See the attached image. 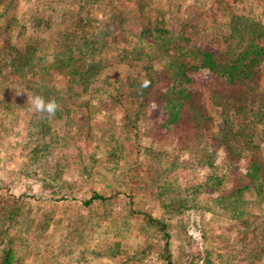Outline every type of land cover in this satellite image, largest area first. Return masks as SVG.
Wrapping results in <instances>:
<instances>
[{
    "label": "rangeland",
    "instance_id": "rangeland-1",
    "mask_svg": "<svg viewBox=\"0 0 264 264\" xmlns=\"http://www.w3.org/2000/svg\"><path fill=\"white\" fill-rule=\"evenodd\" d=\"M228 5L264 22V0H0V260L8 248L13 264H264V115L248 124L249 157L232 111L246 105L240 88L211 98L200 75L179 105L168 91L190 58L181 32L195 23L194 37L224 50ZM84 19L123 39L93 54L94 75L73 37ZM149 20L180 31L138 38ZM9 46L37 56L10 66ZM144 66L156 72L151 95ZM256 77L264 100V61ZM27 94L60 108L41 117Z\"/></svg>",
    "mask_w": 264,
    "mask_h": 264
},
{
    "label": "trees",
    "instance_id": "trees-1",
    "mask_svg": "<svg viewBox=\"0 0 264 264\" xmlns=\"http://www.w3.org/2000/svg\"><path fill=\"white\" fill-rule=\"evenodd\" d=\"M225 13L227 11H231L228 16L225 18V22L223 23L224 28H222L221 35H217V39H224L226 41V47L224 50H217L213 45L206 44V42H201L199 38L194 37L195 32V23L192 24V28H187L186 25L188 22L184 21L182 18L181 21H176V25L178 28L190 29L187 32H181L184 34L183 42L188 43L187 47L190 52L189 61L179 62L181 64H176L173 74L171 75V83H168V91H172V94L178 95V98L174 99V104L179 105L177 101L181 97H187L190 92H185L187 89L186 84H191L195 80L199 78L200 75L206 76L210 78L208 88L211 91V98H217V95H223L224 90H227L228 85L232 87V90L235 88H240V94H235L234 99L238 97L240 100H243L246 105L238 106V108H234L232 111L235 115L240 114V148L241 153L244 151L249 153V157H251L252 153L248 150L247 146L244 142L249 143L251 141L252 132L248 128V124L252 123V121H258V119L262 118L264 115V100L259 95H255V92L258 88V82L256 77L257 67L260 66V63L264 61V22L254 21V20H246L244 17L240 16V14H235L232 8L228 5L225 7ZM121 19H117L119 22ZM123 20V19H122ZM173 24V21H172ZM84 31L81 33L74 34V38L76 37H84V45L86 52H91V56L86 60V71H93L91 75H94L102 69V65L99 60L96 59V56L102 51L109 53V49L112 47L107 46L103 48L105 42L108 41L107 37H110V40L121 44L120 41L123 39L117 40L113 35V32H105L103 30L98 29L97 32L91 33L88 32L89 29L85 27H89L90 21L84 19ZM107 25V24H106ZM161 25V26H159ZM165 25H171V22H166L163 24H159L156 22L148 21V23L141 28L139 37L140 39L146 37V34H152L156 38H163L167 36V33H176L177 31L169 30ZM170 27V26H169ZM2 25L0 23V30ZM217 34L219 33V28H216ZM170 35V34H169ZM238 37L237 43L233 44V48H228V46L232 45L231 39ZM199 41L195 42V40ZM109 42V41H108ZM169 45V43L165 44V48ZM22 46H10L5 50L6 54L4 56L5 60H8V65L14 67H22L28 64L31 60V57L37 56L36 52L31 46L26 48H21ZM117 46H115V49ZM10 48V50H8ZM140 54V52H138ZM94 54V55H93ZM138 54V55H139ZM134 56V55H133ZM111 57V54H110ZM70 58H66L64 60H60L59 63L64 61H68ZM2 58L0 59V61ZM188 62V63H187ZM68 66L69 62L66 63ZM207 72L208 75L203 74V71ZM142 82L149 81L148 87H142V91L146 95H151V89L154 86L156 72L153 71V67L144 66L142 69ZM86 76H84V80H78L79 85L83 86L84 89L87 88ZM82 88V87H80ZM159 88L157 87V90ZM195 94L197 93L196 91ZM253 102V103H252ZM249 103V104H248ZM251 103L256 105V109L248 108L247 105H251ZM172 103V106L174 105ZM252 106V107H253ZM171 115V114H170ZM180 115L177 112H173L171 116L172 121H176L179 119ZM199 117L196 118V121H199ZM253 119V120H252ZM227 123V122H225ZM253 125V124H252ZM254 126V125H253ZM228 127V124L225 125ZM231 128V127H228ZM226 147V146H225ZM228 149V145L226 147ZM254 166H259L258 162L253 160ZM243 185H240L236 188V190H241ZM0 264H13V254L11 249H6L2 253V257L0 260Z\"/></svg>",
    "mask_w": 264,
    "mask_h": 264
},
{
    "label": "clouds",
    "instance_id": "clouds-1",
    "mask_svg": "<svg viewBox=\"0 0 264 264\" xmlns=\"http://www.w3.org/2000/svg\"><path fill=\"white\" fill-rule=\"evenodd\" d=\"M149 83H150L149 81H144L142 82L141 86L146 88L149 86ZM27 97H28V103L31 106V110L39 114L41 117L47 115L48 118H52L55 116L56 112L60 108V105L57 103L55 99L46 100L41 95L29 96L28 94Z\"/></svg>",
    "mask_w": 264,
    "mask_h": 264
}]
</instances>
